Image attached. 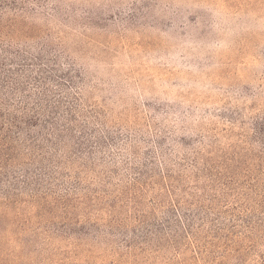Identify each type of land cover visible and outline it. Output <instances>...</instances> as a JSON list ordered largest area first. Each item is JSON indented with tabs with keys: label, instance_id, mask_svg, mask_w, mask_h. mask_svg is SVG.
<instances>
[{
	"label": "trees",
	"instance_id": "trees-1",
	"mask_svg": "<svg viewBox=\"0 0 264 264\" xmlns=\"http://www.w3.org/2000/svg\"><path fill=\"white\" fill-rule=\"evenodd\" d=\"M96 9L86 21L113 19ZM108 26L0 42V264H226L246 249L264 264V112L248 134L202 105H140L148 84L111 62L123 35Z\"/></svg>",
	"mask_w": 264,
	"mask_h": 264
},
{
	"label": "rangeland",
	"instance_id": "rangeland-1",
	"mask_svg": "<svg viewBox=\"0 0 264 264\" xmlns=\"http://www.w3.org/2000/svg\"><path fill=\"white\" fill-rule=\"evenodd\" d=\"M15 1L0 7V42H32L39 28L91 23L117 30L123 36L113 41L117 57L110 56L111 62L146 81L148 90L137 96L140 105L152 99L160 105H202L222 119L219 126L236 128V133L242 127L248 134L251 118L264 112V0H41L39 5L25 0L23 9L18 8L21 0ZM164 4L182 14L173 19L159 7ZM89 7L102 8L98 15L108 13L113 19L105 14V20L96 16L86 21ZM147 8L143 24L122 29L121 17L131 21ZM72 12L75 19L69 17ZM151 17L160 21L158 27L145 22ZM122 67L117 68L123 72ZM225 107L241 109L240 126L227 121ZM263 248L264 241L258 246ZM195 259L189 253L183 264H206ZM257 259L254 249L224 258L226 264H254Z\"/></svg>",
	"mask_w": 264,
	"mask_h": 264
}]
</instances>
